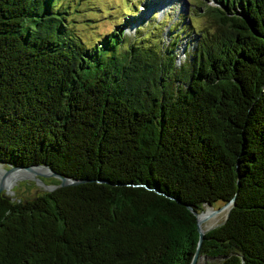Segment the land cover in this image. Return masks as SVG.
<instances>
[{
  "label": "trees",
  "instance_id": "16d2710c",
  "mask_svg": "<svg viewBox=\"0 0 264 264\" xmlns=\"http://www.w3.org/2000/svg\"><path fill=\"white\" fill-rule=\"evenodd\" d=\"M199 1L212 28L177 66L181 26L85 45L58 0H0V164L78 180L0 191V264H188L187 205L231 199L198 254L264 264V0Z\"/></svg>",
  "mask_w": 264,
  "mask_h": 264
},
{
  "label": "rangeland",
  "instance_id": "374dc122",
  "mask_svg": "<svg viewBox=\"0 0 264 264\" xmlns=\"http://www.w3.org/2000/svg\"><path fill=\"white\" fill-rule=\"evenodd\" d=\"M162 1L165 3L158 7ZM202 1L208 4L216 3L215 0ZM58 2L67 6L65 22L68 29L82 39L85 45L94 44L110 32L125 34L127 38L134 37V40L139 39L142 43L148 44L158 43L161 36L160 39L165 44L169 41L168 26L177 30L181 26L174 48L177 66L186 62L188 51L190 53L197 42L198 30L212 28L199 0H58ZM190 7L194 9L189 10ZM186 16H190V23L185 26ZM116 28H120L121 31H115ZM2 167L7 168L5 165ZM58 180L59 178L47 169L43 174L36 173L19 179L11 191L2 188L0 191L16 199L30 198L47 189V186L54 185ZM209 206L219 210L228 205L215 201ZM226 210L218 213L213 225L224 219ZM218 261V257L199 254L196 264H217Z\"/></svg>",
  "mask_w": 264,
  "mask_h": 264
},
{
  "label": "bare ground",
  "instance_id": "6f19581e",
  "mask_svg": "<svg viewBox=\"0 0 264 264\" xmlns=\"http://www.w3.org/2000/svg\"><path fill=\"white\" fill-rule=\"evenodd\" d=\"M167 1V0H166ZM163 3L165 2H159L158 7L163 6ZM157 7V6H156ZM47 169L43 166L40 165H34L31 168H13L11 170H5L2 167V164H0V188L5 189L6 191H11L13 185L22 178H27L30 176H33L34 174H41L45 173ZM225 205H229L225 204ZM228 206H224L222 209L219 210H214L209 204H206L203 210L196 215L197 217V224H198V229L200 231H204V229L208 226H213V223L216 220V217L220 211L227 209ZM199 258V256H198ZM197 258V260H198ZM197 262V261H196Z\"/></svg>",
  "mask_w": 264,
  "mask_h": 264
},
{
  "label": "water",
  "instance_id": "95a60500",
  "mask_svg": "<svg viewBox=\"0 0 264 264\" xmlns=\"http://www.w3.org/2000/svg\"><path fill=\"white\" fill-rule=\"evenodd\" d=\"M34 165H40V166L45 167L46 169H48V170L51 172L52 175H55V176H57V177L59 178V182H58L57 184H54V185H52V186H50V187L47 186V187H48L47 189H51V188H53L54 186H57V185H63V184H67V183H74V182L78 181L77 179H74V178H71V177H68V176H64V175H60L59 173L53 171V170H52L47 164L10 165V166H8L5 170H11V169H13V168H18V167H22V168H26V169H28V168H31V167L34 166ZM41 174H43V173H41ZM231 201H232V199L229 200V201H227V202H225V203H223V204H228V203H230ZM187 207L192 211V213L195 214V216L200 212V211H199V212H196V211H195L194 209H192L189 205H187ZM229 208H230V206L228 205V208H227L226 213H225V217H226L227 214H228V210H229ZM217 209H219V207H218ZM214 210H216V209H213V211H214ZM225 217H224V218H225ZM210 227H211V226L206 227V228L204 229V231L207 230V229L210 228ZM196 228H197V231H198L197 245H196V248H195V250H194V252H193V255H192V257H191V259H190V261H189L188 264H196L197 258H198V256H199V254H198V247H199V244H200V241H201V239H202L203 232H204V231H200V230L198 229L197 218H196Z\"/></svg>",
  "mask_w": 264,
  "mask_h": 264
}]
</instances>
